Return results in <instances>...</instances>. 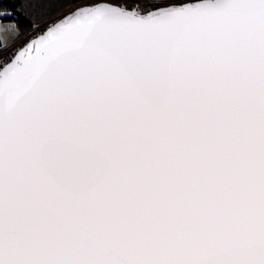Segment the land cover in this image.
Returning <instances> with one entry per match:
<instances>
[{
    "label": "snow or ice",
    "instance_id": "6c2138e0",
    "mask_svg": "<svg viewBox=\"0 0 264 264\" xmlns=\"http://www.w3.org/2000/svg\"><path fill=\"white\" fill-rule=\"evenodd\" d=\"M67 4L0 12V264H264V0Z\"/></svg>",
    "mask_w": 264,
    "mask_h": 264
},
{
    "label": "trees",
    "instance_id": "16d2710c",
    "mask_svg": "<svg viewBox=\"0 0 264 264\" xmlns=\"http://www.w3.org/2000/svg\"><path fill=\"white\" fill-rule=\"evenodd\" d=\"M22 0H0V12L4 11H11L13 7H15L16 11H20L19 5L21 4ZM50 3L54 4H60L64 3L65 7L62 9H59L58 11L51 10L48 8L44 9H37L36 15H40L41 12H50V15L52 18H55L56 16L62 15L63 13H66L72 5L67 4V0H49ZM31 10H29L30 12ZM22 16L25 20L31 22L32 16H30L27 12L22 13ZM47 22V17L41 21V23Z\"/></svg>",
    "mask_w": 264,
    "mask_h": 264
}]
</instances>
